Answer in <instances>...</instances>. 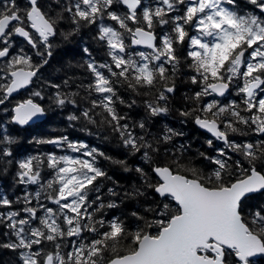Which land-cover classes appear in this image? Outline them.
Wrapping results in <instances>:
<instances>
[{"label":"snow or ice","instance_id":"6c2138e0","mask_svg":"<svg viewBox=\"0 0 264 264\" xmlns=\"http://www.w3.org/2000/svg\"><path fill=\"white\" fill-rule=\"evenodd\" d=\"M68 106L67 128L126 158L63 129L16 154L9 126ZM170 115L207 148L177 145ZM261 197L264 0H0V264H258Z\"/></svg>","mask_w":264,"mask_h":264},{"label":"trees","instance_id":"16d2710c","mask_svg":"<svg viewBox=\"0 0 264 264\" xmlns=\"http://www.w3.org/2000/svg\"><path fill=\"white\" fill-rule=\"evenodd\" d=\"M91 35L92 33H87L85 35V40L89 42L93 49V53L96 56L97 59H101L103 56V53L98 50L97 45L92 43L91 41ZM63 54V50H57L55 53V57L53 59V64H56V61L60 59L61 55ZM51 75L53 78H55L58 74L55 72H52ZM29 90H24L23 92L15 95L13 97V102L16 100H22L26 99L29 94ZM181 91H185V89H181ZM122 95H127V93L122 92ZM45 105H47V101H43ZM121 108L123 106H120ZM71 110V106H68L67 109H65L63 112L61 110H56L55 112H52L49 114L47 119L43 120L40 123L33 124L30 126H25L24 128L16 127V126H9V130L13 135H19L21 138V142L19 145L14 146L16 154L18 156H24L29 153L34 154L36 152V146L29 145L27 143V140L30 139L34 135H49V134H55L52 132L53 129H63L66 134L70 135V139H81L86 143H89L91 146H97L102 151H105L108 155L112 156L116 159H125V152L122 147L116 146V140L110 138L109 140H101L97 139L95 136H88L84 132H80L78 130L67 128L68 122L63 118L68 114V111ZM161 123H168L170 126L180 130L182 129L185 133V137H178L176 138V143L179 145L180 143L185 142L186 140L192 141V155H194L196 149L204 150L207 148V145L203 143V141L207 138L203 133L198 131L193 123L189 122L187 125H180L175 117L173 115H170L166 121H162ZM91 127V126H90ZM95 131V129H92ZM109 136H111L110 133H107ZM42 150H50V146H42ZM129 163L131 167H135L137 163H139V157L131 158L128 157ZM99 165L104 168V170L108 171L109 175L114 176L115 179L119 180V182L122 185H128L130 186L133 182V176L131 173H125L122 170H119L115 166L111 165L109 161L103 160V158L99 159ZM198 167H201L202 165H197ZM109 186H111L109 184ZM106 191V189H105ZM260 199H264V197H261ZM130 210V209H129ZM113 215H119L118 211H110L108 214V218L110 219ZM123 218V217H122ZM10 253L3 252L0 253V261L8 259L10 257ZM258 264H264V258L259 259Z\"/></svg>","mask_w":264,"mask_h":264},{"label":"water","instance_id":"95a60500","mask_svg":"<svg viewBox=\"0 0 264 264\" xmlns=\"http://www.w3.org/2000/svg\"><path fill=\"white\" fill-rule=\"evenodd\" d=\"M24 90H21L19 93H21V92H23ZM18 93V94H19ZM15 95H17V94H14V96ZM43 121V120H42ZM42 121H39V122H36V123H33V124H37V123H40V122H42ZM33 124H31V125H33ZM194 125V124H193ZM16 127H19V126H16ZM194 127L198 130V131H200L201 133H203L206 137H208V138H210V134L209 133H207V132H205L203 129H199L196 125H194Z\"/></svg>","mask_w":264,"mask_h":264},{"label":"rangeland","instance_id":"374dc122","mask_svg":"<svg viewBox=\"0 0 264 264\" xmlns=\"http://www.w3.org/2000/svg\"><path fill=\"white\" fill-rule=\"evenodd\" d=\"M68 154H72V155H74L73 153H68Z\"/></svg>","mask_w":264,"mask_h":264},{"label":"flooded vegetation","instance_id":"af4514ba","mask_svg":"<svg viewBox=\"0 0 264 264\" xmlns=\"http://www.w3.org/2000/svg\"><path fill=\"white\" fill-rule=\"evenodd\" d=\"M208 138V137H207Z\"/></svg>","mask_w":264,"mask_h":264}]
</instances>
